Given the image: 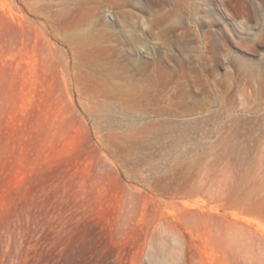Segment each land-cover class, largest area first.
Wrapping results in <instances>:
<instances>
[{"label": "rangeland", "instance_id": "obj_1", "mask_svg": "<svg viewBox=\"0 0 264 264\" xmlns=\"http://www.w3.org/2000/svg\"><path fill=\"white\" fill-rule=\"evenodd\" d=\"M0 264H264V0H0Z\"/></svg>", "mask_w": 264, "mask_h": 264}]
</instances>
